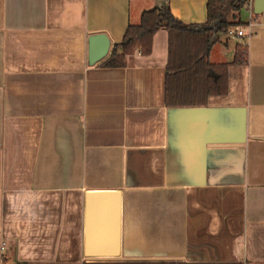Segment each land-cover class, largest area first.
I'll return each mask as SVG.
<instances>
[{
  "label": "crops",
  "instance_id": "obj_1",
  "mask_svg": "<svg viewBox=\"0 0 264 264\" xmlns=\"http://www.w3.org/2000/svg\"><path fill=\"white\" fill-rule=\"evenodd\" d=\"M207 1L0 0L3 264H264V12L213 45L228 88L206 104H166V29L123 67L88 60L94 32L162 4L203 23Z\"/></svg>",
  "mask_w": 264,
  "mask_h": 264
},
{
  "label": "trees",
  "instance_id": "obj_2",
  "mask_svg": "<svg viewBox=\"0 0 264 264\" xmlns=\"http://www.w3.org/2000/svg\"><path fill=\"white\" fill-rule=\"evenodd\" d=\"M252 0H208L207 20L184 23L168 4L145 10L138 23H129L124 37L115 43L112 54L100 64L126 65L127 56L140 50L150 54L155 34L168 32V62L165 77V101L168 106L206 104L211 95L228 88V63H213L210 54L222 32L244 25L240 9ZM248 44L237 43L234 63L247 59Z\"/></svg>",
  "mask_w": 264,
  "mask_h": 264
},
{
  "label": "water",
  "instance_id": "obj_3",
  "mask_svg": "<svg viewBox=\"0 0 264 264\" xmlns=\"http://www.w3.org/2000/svg\"><path fill=\"white\" fill-rule=\"evenodd\" d=\"M252 9L255 15L262 14L264 12V0H253ZM115 47V43L106 32H94L89 37L88 48V60L90 65H95L103 62L109 57ZM113 193V192H112ZM111 192H96L93 194L94 199L90 206V212H94L96 208L107 207V203L112 198ZM118 194V193H117ZM116 194V195H117ZM118 201L115 205V209L118 210ZM88 254L92 255V251L89 249ZM113 252H100L98 255H115ZM97 255V254H96Z\"/></svg>",
  "mask_w": 264,
  "mask_h": 264
},
{
  "label": "built area",
  "instance_id": "obj_4",
  "mask_svg": "<svg viewBox=\"0 0 264 264\" xmlns=\"http://www.w3.org/2000/svg\"><path fill=\"white\" fill-rule=\"evenodd\" d=\"M251 8H252V6H251ZM226 33L230 37H245V36H249V34H250V33L248 35L246 34V27L244 25H240L237 27L230 28V29H228V31ZM244 43L247 44V42H244ZM137 52L141 53L140 50H137ZM5 249H6V242L3 241L1 243V247H0V250H1L0 264H3L5 262V256H4Z\"/></svg>",
  "mask_w": 264,
  "mask_h": 264
},
{
  "label": "rangeland",
  "instance_id": "obj_5",
  "mask_svg": "<svg viewBox=\"0 0 264 264\" xmlns=\"http://www.w3.org/2000/svg\"><path fill=\"white\" fill-rule=\"evenodd\" d=\"M249 8H250V4L247 3V4L244 5V6L240 9V11L237 12V13H240V12H241V13H242V16H244V15H243L244 12H246L247 9L249 10ZM161 32H162V31H161ZM163 32H165V31H163ZM159 34H160V33H159ZM219 36L221 37L222 40H229L230 43H231V45H234L235 42L239 41V40L242 38V37H230V36L227 35L226 32H222V33H220Z\"/></svg>",
  "mask_w": 264,
  "mask_h": 264
},
{
  "label": "bare ground",
  "instance_id": "obj_6",
  "mask_svg": "<svg viewBox=\"0 0 264 264\" xmlns=\"http://www.w3.org/2000/svg\"><path fill=\"white\" fill-rule=\"evenodd\" d=\"M91 198V197H90Z\"/></svg>",
  "mask_w": 264,
  "mask_h": 264
}]
</instances>
